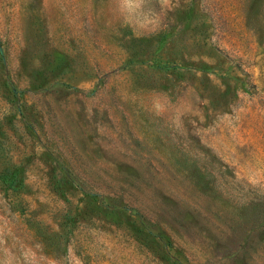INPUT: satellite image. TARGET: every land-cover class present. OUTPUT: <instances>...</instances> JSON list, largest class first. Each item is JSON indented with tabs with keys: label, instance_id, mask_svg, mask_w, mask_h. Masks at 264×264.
<instances>
[{
	"label": "rangeland",
	"instance_id": "374dc122",
	"mask_svg": "<svg viewBox=\"0 0 264 264\" xmlns=\"http://www.w3.org/2000/svg\"><path fill=\"white\" fill-rule=\"evenodd\" d=\"M0 264H264V0H0Z\"/></svg>",
	"mask_w": 264,
	"mask_h": 264
},
{
	"label": "trees",
	"instance_id": "16d2710c",
	"mask_svg": "<svg viewBox=\"0 0 264 264\" xmlns=\"http://www.w3.org/2000/svg\"><path fill=\"white\" fill-rule=\"evenodd\" d=\"M0 174H1L2 180L8 186H11L13 188H18L19 184L21 183V179L18 178L16 171L6 166H4L1 169Z\"/></svg>",
	"mask_w": 264,
	"mask_h": 264
}]
</instances>
